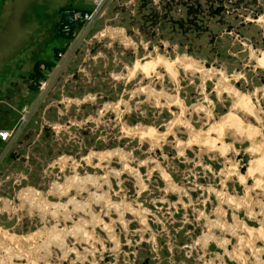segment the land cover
<instances>
[{
    "label": "rangeland",
    "instance_id": "1",
    "mask_svg": "<svg viewBox=\"0 0 264 264\" xmlns=\"http://www.w3.org/2000/svg\"><path fill=\"white\" fill-rule=\"evenodd\" d=\"M142 1L109 2L97 39L74 42L56 75L39 131L0 157V229L19 237L0 233V264H264L262 240L240 242L244 225L264 227V174L248 175L264 156V0L226 2L193 41L150 30ZM69 4L84 9L0 0V100L16 104L13 85L66 48L55 28ZM172 8L173 24L183 11ZM158 57L176 77L162 63L135 69ZM6 110L0 124L13 116ZM230 112L256 134L225 125L222 152L206 140L219 139L213 127Z\"/></svg>",
    "mask_w": 264,
    "mask_h": 264
},
{
    "label": "built area",
    "instance_id": "2",
    "mask_svg": "<svg viewBox=\"0 0 264 264\" xmlns=\"http://www.w3.org/2000/svg\"><path fill=\"white\" fill-rule=\"evenodd\" d=\"M92 5V9H67L60 17L59 31L61 34L69 37H73L72 41H69L68 45L64 49H60L56 52V60L54 66L48 69L45 64L41 65L40 71L43 74V78L39 80L37 84V90L39 92V98L37 102L32 106L22 108L20 117L12 130H0V141L7 144V146L0 151V157H4L9 153L13 144L19 139L20 135L25 131L27 125L38 114L39 109L43 107L47 97L52 91L53 85L57 80V74H60L68 67L70 59L73 57V53L76 51L74 42L82 41L86 42L94 41L97 39L96 35L91 34L96 27L98 21L102 18L103 12L109 2L115 0H85Z\"/></svg>",
    "mask_w": 264,
    "mask_h": 264
},
{
    "label": "trees",
    "instance_id": "3",
    "mask_svg": "<svg viewBox=\"0 0 264 264\" xmlns=\"http://www.w3.org/2000/svg\"><path fill=\"white\" fill-rule=\"evenodd\" d=\"M230 0H159V5L155 6L153 0H143L141 11L142 21L153 30L158 25H164L163 32L178 33L184 39H190L191 41L200 39L209 30V21L220 17L226 11V2ZM180 5L183 14L182 17L172 24V11L173 4ZM73 6L64 8L60 13V16L67 9H71ZM59 25V23H58ZM57 25V35L73 40V37L65 36L60 33ZM59 50H55L56 52ZM189 54H193L192 48L188 50ZM41 63H37L34 68V72L31 74L30 79L34 83L32 89L37 90V84L39 80L43 78V74L40 71ZM48 69L54 66V62L45 64Z\"/></svg>",
    "mask_w": 264,
    "mask_h": 264
},
{
    "label": "bare ground",
    "instance_id": "4",
    "mask_svg": "<svg viewBox=\"0 0 264 264\" xmlns=\"http://www.w3.org/2000/svg\"><path fill=\"white\" fill-rule=\"evenodd\" d=\"M264 54V53H263ZM262 54V55H263ZM260 61V64L262 65V66H264V56L261 58V59H259ZM178 61V60H177ZM160 63H162L163 65H166V67L170 70V71H172V73H174L173 72V65H174V63L173 62H170V61H168V60H165V59H163V58H160V57H158L157 59H153L152 61H147V62H145V63H135L136 64V66H135V69H138V68H140L142 71H144L145 73H147V74H149V72L150 71H152V70H154L155 69V66H157L158 64H160ZM185 63V62H184ZM186 64V63H185ZM184 64V65H185ZM140 70V71H141ZM174 77H176V74L174 73ZM238 94V93H237ZM238 96H239V101H238V104L240 105V107L242 108V109H244L245 111H247L248 113H250V114H253L254 113V105H252V101H251V98L248 96V95H246V94H238ZM236 98H238L237 96H236ZM237 102V101H236ZM173 104V103H172ZM238 105V106H239ZM183 111H184V109H183ZM222 122V123H221ZM221 122H219L216 126H214L213 127V130H215L218 134V136H219V139H216V137L215 138H212V139H209V141L208 140H206L208 143H211L212 144V148H219V150H221L222 152H226L227 151V149L229 148L225 143H222V146H220V147H217V144H218V142H219V140H220V137L222 136V134L224 133L223 132V129H224V126L225 125H229V127H230V125L231 126H234V128H236L237 129V131L240 133V134H248L249 136H253V135H255L256 134V131L253 129V127L252 126H245L244 125V122L240 119V118H238L237 116H236V114L235 113H233V112H230V113H228L224 118H223V121H221ZM183 123V122H182ZM235 129V130H236ZM211 130V129H210ZM143 131H145L144 133H142V134H147V135H149V136H153L154 137V135H156V130H154V129H152V128H150V127H148L146 130H143ZM212 131V130H211ZM210 131V132H211ZM209 135V134H208ZM200 137V136H199ZM208 137H206V139H207ZM206 141H205V143H206ZM221 142H222V140H221ZM219 146V145H218ZM255 151V150H254ZM260 151H263V153H264V147H262L261 149H260ZM255 172H262L263 174H264V156L261 158V159H259V160H256V161H254L253 163H252V166L250 167V169L248 170V175H250V176H254V174H255ZM239 176V175H238ZM240 177V176H239ZM247 177V176H246ZM256 177V176H255ZM241 179H242V181H241V179H240V181L241 182H244L245 180V176L244 175H242L241 177H240ZM244 180V181H243ZM257 182H258V185L259 184H261L262 183V180H257ZM257 185V184H256ZM263 214H264V210H263V212H262ZM243 229V228H242ZM244 229L248 232V234H249V237H246V238H241V241L240 242H242V244L244 245V246H248V247H250V249L252 248H256L257 246H256V243H257V241L258 240H262L263 242H264V227H262V228H259V229H253V228H249L248 226H246V225H244ZM3 230H1L0 229V233L2 234L1 235V237L4 235V237H6V238H8L9 240H12V241H16V240H18L19 239V237H17V236H15V235H11V234H9L7 231H3ZM21 238V237H20ZM23 239V238H22ZM240 240V239H239ZM21 241V240H20ZM20 244V243H19ZM241 245V244H240ZM241 248V247H240ZM245 248V247H244ZM236 249V248H235ZM259 249V248H258ZM243 250V249H242ZM260 250V249H259ZM241 251V250H240ZM239 251V252H240ZM252 251V250H251ZM253 252H255V251H253ZM258 252H260V251H258ZM257 253V252H256ZM240 254H241V252H240ZM243 254V253H242ZM257 254H260V253H257ZM256 254V255H257ZM261 255V254H260ZM237 256H238V254H237ZM244 256V255H243ZM240 257V256H239ZM242 258H244V257H242ZM241 260V259H240Z\"/></svg>",
    "mask_w": 264,
    "mask_h": 264
},
{
    "label": "crops",
    "instance_id": "5",
    "mask_svg": "<svg viewBox=\"0 0 264 264\" xmlns=\"http://www.w3.org/2000/svg\"><path fill=\"white\" fill-rule=\"evenodd\" d=\"M77 1L79 2V4L81 6H83L84 9H92L91 3H89L85 0H77ZM68 2L70 3L71 0H68ZM69 6H72V5L69 4ZM69 6L62 7L58 11V14L60 15L62 10L64 8L69 7ZM57 25H58V23H57ZM57 25L55 28L56 33H57ZM55 60H56V57H55ZM33 72H34V69H33ZM33 86H34V83L30 79V77L26 78V79H22V81H20V84L16 83L15 85H13V89H14L13 91H15L17 94V96L15 97L16 104L9 102V101L5 102L3 100H0V104L5 105V108L7 110L9 109L11 111V114L13 115L12 118H7L6 122L0 124V130H12L19 120L20 112H21L22 108L27 107V106H32L37 102V100L39 98V92H38V90L32 89ZM33 93H34V95H33ZM7 110L4 111V113L10 112V111L8 112ZM35 117H33V119L27 125L25 131L20 135L21 138L28 133L31 134V133H35V132L39 131L38 126H36L38 124V122L35 119ZM6 146H7V144L0 141V151L3 150Z\"/></svg>",
    "mask_w": 264,
    "mask_h": 264
}]
</instances>
